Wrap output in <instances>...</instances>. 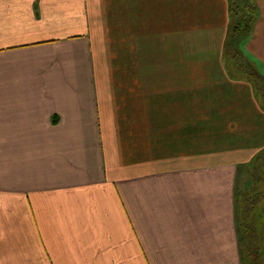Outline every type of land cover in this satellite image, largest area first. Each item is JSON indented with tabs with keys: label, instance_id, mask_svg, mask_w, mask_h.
Returning <instances> with one entry per match:
<instances>
[{
	"label": "crops",
	"instance_id": "obj_1",
	"mask_svg": "<svg viewBox=\"0 0 264 264\" xmlns=\"http://www.w3.org/2000/svg\"><path fill=\"white\" fill-rule=\"evenodd\" d=\"M129 1L110 20L113 0H0V264H241L237 165L264 107L220 51L179 50L206 29L221 50L228 0H184L163 42L157 5ZM256 2L242 49L264 73Z\"/></svg>",
	"mask_w": 264,
	"mask_h": 264
},
{
	"label": "trees",
	"instance_id": "obj_2",
	"mask_svg": "<svg viewBox=\"0 0 264 264\" xmlns=\"http://www.w3.org/2000/svg\"><path fill=\"white\" fill-rule=\"evenodd\" d=\"M229 25L224 41L228 75L246 81L264 107V73L242 49L260 15L256 0H228ZM236 220L241 264H264V150L237 165Z\"/></svg>",
	"mask_w": 264,
	"mask_h": 264
},
{
	"label": "rangeland",
	"instance_id": "obj_3",
	"mask_svg": "<svg viewBox=\"0 0 264 264\" xmlns=\"http://www.w3.org/2000/svg\"><path fill=\"white\" fill-rule=\"evenodd\" d=\"M113 0V4L111 6L112 10L110 14L114 15V17L110 18V20H115L116 19V12H115V9H118L119 6L117 5L120 4L122 5L124 8L125 6L123 5L122 3V0ZM126 4H128L130 1L129 0H125ZM157 5L158 9H153V6L154 5ZM184 5H186V3L184 2V0H152L151 3H150V7L151 9H153L155 11V13L157 15H159V17H161V19L159 20V28H160V33L157 34L156 30H155V37H156V41L158 42V36L160 38V41H166V37L167 39L169 38V34L167 36H165V33H162V32H165V26H166V16H169L170 13L172 12H179L181 10V8L184 7ZM121 8V9H122ZM213 9V8H212ZM213 13H215L216 11L213 9L212 10ZM217 13V12H216ZM194 18L197 20L198 16L197 15H194ZM152 19H154V17H152ZM178 21V17L175 16L173 18V22L174 23H177ZM230 22V20H229ZM228 22V24H229ZM184 23H187V21H184ZM204 28V24L199 26V27H195L192 31V33L194 34V37L191 36V38H196L197 37V31L198 30H201ZM183 29H188V26L187 25H183V28H182V31ZM173 30V27L171 29V31ZM144 30L142 28V38L144 37ZM217 32L216 30H204L201 32V39H199V41H195V43H190L191 45L192 44H201L203 45V49L199 48V49H185L183 47V44H182V49L179 48L180 50V57H189V56H193V55H196V53H199L201 56H202V59L205 60L207 63H213L214 61V58L218 55V51H220V57H221V61L223 62L222 64H225L226 63V59H225V56H224V53H223V49H224V42L223 44L221 45V50H218L216 49V47H218L219 45V41L214 37V33ZM177 35L180 34V31L176 33ZM109 35L112 37L114 35H118V34H114L112 32H109ZM172 37V36H171ZM189 36H185V38H187ZM226 37V36H225ZM113 40H115L114 38H112ZM105 44H107V40L104 41ZM181 43H182V40H181ZM213 45V46H211ZM174 49L172 48L171 50L169 49V52L172 53ZM164 51L167 53L165 47H164ZM223 59V60H222ZM256 98H257V101L260 105H263L261 104V102H263L262 100H260V98L256 95Z\"/></svg>",
	"mask_w": 264,
	"mask_h": 264
}]
</instances>
